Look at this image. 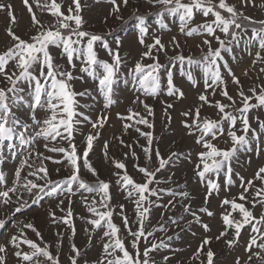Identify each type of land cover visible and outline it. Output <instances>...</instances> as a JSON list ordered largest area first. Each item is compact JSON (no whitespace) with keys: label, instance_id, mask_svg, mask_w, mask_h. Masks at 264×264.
I'll use <instances>...</instances> for the list:
<instances>
[{"label":"snow or ice","instance_id":"snow-or-ice-1","mask_svg":"<svg viewBox=\"0 0 264 264\" xmlns=\"http://www.w3.org/2000/svg\"><path fill=\"white\" fill-rule=\"evenodd\" d=\"M33 2L41 12L46 11L54 19L51 22L42 21L33 11L29 0H23L30 16L29 27L35 33L28 39L17 34L19 20L12 5L0 4V10L7 14L9 26L5 32L11 41L10 46L0 52V165L4 164L7 159L5 148L13 159H16L18 155L15 151L17 146L28 151V155L20 159L19 165L15 168L11 187L7 186L5 173L0 170V186H3L0 187V205H9L12 203V197L16 196L18 206L11 213L14 218L17 213L22 214L23 209L29 206L27 201L19 202L21 197L17 195L18 189L30 194L32 204L43 200L41 193L54 198L64 195L68 201V209L61 207L65 203L63 199L58 200L56 207L60 208L65 215L57 217L54 211L49 210L48 218L54 225L58 222L65 225L74 237L72 197L82 191L99 196V201L94 196L91 202L87 197L82 196L85 208L92 217H95L87 220L92 227L91 230L86 229L85 231L95 232L97 229H104L101 237L102 252L93 264H156L151 254L167 247L164 241L161 240L159 244L151 243L150 246L146 244L143 253L139 247L142 239L147 241L153 235V232L145 231V221L148 220L153 206L170 211L176 207L177 203H181L183 211L192 215L193 222L200 225L204 233H210L209 224L203 222L201 216L192 211L190 192L150 187L152 184L160 183L156 179L157 173L165 169L173 158L179 159L183 154L172 152L164 158L159 149H156L155 157L158 167L150 170L148 164L151 163L153 154V133L144 132L140 127H136V125H144L149 129L154 127L148 119L154 115V109L146 102V99L141 97L156 98L163 92L177 101L185 99L184 90L174 82V70L179 66L180 75L186 78L193 88H198L200 80L193 74V69L198 68L202 73L204 89L197 97L199 103L181 112L185 118L181 121L182 127L186 130V135L195 137L194 144L198 146L197 163L193 171L200 184L206 189L203 196L204 206L197 211L209 218L215 215L208 205L211 198L214 195L219 196L221 192L219 182L221 175H223L224 190H230L238 182L241 191L231 199L225 197L220 201L221 207L228 206V210L221 213L223 230L215 236H204L194 253V258L199 259L203 255L206 259L201 261V264H216L217 253L211 247L213 240L223 241L228 249H233L238 245L242 231L250 228L251 235L244 247V252L247 254L244 264H253L254 259L259 261V264H264V166L255 170L252 179H245L238 172H234L232 167V162L239 152L254 151L257 156H260L261 151L264 150L259 143L255 148L251 146L259 135L264 134V120H261L258 115L255 117L258 130L253 128L250 122L252 111L264 108V87H261L259 92L256 88H250L249 92L252 95H246L242 86L239 87L237 96L240 105L237 107V101L229 95L227 81L224 77V72H226L233 84L240 85L239 78L224 54H232L233 45L238 47L241 41H243L244 50L249 55L252 54L251 47L257 46L252 65L264 64V55H262L264 53V20L253 21L250 16H245L243 11L249 6L257 7L255 0H240L239 7L228 3V0H188L187 3L184 0H144L151 8H158V10L140 13L137 8L129 16V19L135 21V43L143 49L139 52V58L128 69V77L138 93L132 103L142 105L146 115L129 108L127 115L117 113V118L123 122L125 132L129 128H134L147 141V144L142 146L146 165L144 167L139 164L134 165L136 170L143 175L144 182L137 183L128 174L125 163L112 158V164L116 169L121 170L113 173L118 177L116 184L127 194L128 199L133 200L135 205V223L137 224L135 231L132 230L129 219L124 214V205L116 206L120 209L123 227L128 230V235L132 238L131 248L134 252L128 250L125 241L119 236L120 227L113 222L115 213L110 203L112 200L110 183L99 179L98 172L89 158L94 150V143L101 136V129L109 120V110L116 103L113 96L120 80L121 69L127 65L131 52L122 56L121 49L124 41L118 37L111 41L108 39L116 29H110L106 33L84 30L86 21L82 12L86 5L82 3V0H70L67 12L62 10L64 0L60 2L58 0H43V2L33 0ZM96 2L99 3L101 0H96ZM103 2L111 5L110 11L103 18L105 25L110 17L121 21V26L128 23V20L121 14V8H126L130 0H103ZM260 7H264V4ZM196 14H201L204 18L211 17V19L194 24ZM165 15L178 18L179 33L184 37L200 36L201 44L197 47L204 46L207 51H203L201 47L199 58L185 57L177 53L168 57L167 62L162 64L159 56L161 53L167 55V45L162 42L161 36L155 34L151 35V43L147 42L150 36V25L147 20L149 16H154L156 17L155 24L159 29L170 31L164 22ZM256 24L259 26H252L251 35H247L249 25ZM218 32L223 35V38L217 35ZM213 41L217 45L215 48L212 46ZM169 43L173 49L180 48V42L175 36L171 37ZM97 48L103 49L109 59H100ZM52 49L60 50L59 55L61 58L66 57L67 66L56 63ZM145 60L151 63H145ZM232 60L236 62L234 55ZM76 61L80 62V73L94 82L96 90L103 97V109L95 119L77 110L80 105L76 97L90 95V93L87 89L76 92L72 87L73 80L84 79V76L74 75L77 67ZM185 65L188 66L187 69ZM260 71L264 73V67L260 68ZM161 73L166 77V87L162 86ZM244 75H247V71ZM124 82L129 81L126 79ZM217 93L230 103L210 99V96H215ZM205 106L216 109L219 119L202 116L201 111ZM173 107V103H167L165 107V116L169 122L171 116L168 109ZM20 109L24 111L18 115ZM85 123L91 126V131L86 135L80 128ZM77 135H84L82 152L79 145L75 143ZM225 136L227 139L224 143L227 145L230 142V146L221 148L217 142ZM114 139L118 140L121 145L132 148L131 144L125 145L121 137H114ZM40 141L44 142L43 147L47 152L56 153L60 158L57 159L38 151L35 145ZM60 142L66 143L67 147L56 146ZM108 149L109 143L105 141L103 146L105 160L109 159ZM125 155L127 156L128 153ZM132 155H136L134 151ZM33 156L39 161V165L35 168L29 163ZM190 156L191 153L188 154L189 159ZM45 161L64 165L70 170V175L58 181L51 180ZM25 167L33 170L23 176L22 172ZM82 170H87L93 177H96V182L89 184L82 179ZM56 171L59 173L60 169L57 168ZM210 176H215L216 179H211ZM29 177H34V179H29ZM41 180L44 181L43 184L37 183ZM170 181L171 177H169ZM255 181H259L260 184L257 185ZM161 194H167L171 199L166 204L149 199L150 197L159 199ZM183 201H189V203L183 204ZM249 204L251 207L247 206ZM257 208L261 209L258 215L255 213ZM161 215L163 216L164 213L161 212ZM7 222V218L0 219V228H4ZM172 223L177 222L173 220ZM19 224L20 222H17L18 234L12 235L8 241L18 264H45V262L60 264L59 256H53L47 244L41 247L32 239L27 238L25 229L31 230L37 238L42 240L40 231L33 223H24L22 226ZM164 230V226L160 225L153 231ZM230 234L231 238H229ZM62 235L57 232L58 237ZM91 239L92 236L89 235V240ZM22 245H27L31 251H24ZM59 246L58 242L57 247ZM7 252V246L0 244V264H8ZM81 256V250L73 242L70 245L68 257L70 264H79ZM41 257L43 260L40 259ZM169 259L168 256H164L163 264H168ZM85 264H88V261H85ZM234 264H242L239 256L235 258Z\"/></svg>","mask_w":264,"mask_h":264},{"label":"rangeland","instance_id":"rangeland-1","mask_svg":"<svg viewBox=\"0 0 264 264\" xmlns=\"http://www.w3.org/2000/svg\"><path fill=\"white\" fill-rule=\"evenodd\" d=\"M32 4L33 11L36 13L37 17L44 22H51L54 18L50 16L46 11L41 12L39 8L36 7V4L33 0H29ZM43 2V0H41ZM60 2V0H58ZM185 3L188 0H184ZM70 3V0H64L63 8L67 12V7ZM86 6L83 9L82 15L86 21L84 25V30L92 31L96 33H106L110 29H116L117 34L114 37H108L111 41L115 38H121L124 41V46L121 49V55L131 52V55L128 58L127 65L122 67L120 80L116 86V91L114 93L113 99L116 103L109 110V120L105 124V127L101 129V136L94 143V150L90 153V162L93 167L97 170L99 179L104 180L110 183V191L112 195L111 206L112 210L115 213L113 216V222L120 227L119 236L122 240L125 241L126 246L130 252H134L131 248V237L128 235V230L123 227L120 209L116 207L119 204L124 205V214L127 215L129 222L131 224L132 230L135 231L137 228L136 215H135V205L132 199L127 198V194L123 192L116 181L118 177L113 173L121 171L116 169L112 164V158L117 161L125 163L127 172L137 183H143L144 178L141 173H139L134 165L139 164L141 167L146 165L145 154L142 151V146L147 144V141L144 137H141L134 128H129L127 132L123 129V122L117 118V113L122 115L128 114V109L132 108L134 111L140 112L141 114L146 115L144 112L143 106L139 104H133L132 101L136 98L138 93L134 90L133 84L131 83L130 77H128V69L131 68L136 59L139 58V52L143 49L140 48L138 44L135 43V21L129 19L131 13L139 9L140 13H148L157 11V9L151 8L144 0H130L129 5L125 8H121V14L126 20L127 24L121 26L122 22L116 20L114 17H110L108 23L105 25L103 23V18L110 11L111 5L104 3L103 0L97 3L96 0H82ZM230 4H236L239 7L240 0H228ZM257 7L249 6L247 9H243L245 16H250L254 21L264 20V7L260 5L264 4V0H255ZM0 4H11L17 19L19 20V26L16 31L18 35H21L22 38L28 39L30 35L35 34L34 30L29 27L30 16L23 4V0H0ZM156 17L147 20V23L150 25V36L148 38L149 43H151V35L155 34L162 37V42L167 45L168 51L167 55L161 53L159 60L162 64L167 62L168 57L173 56L177 53L184 55L185 57L191 56L193 58H199L201 56V47L203 51H207V48L204 46L197 47L198 44H201V37L194 36L191 38H186L179 33V20L171 16L165 15L164 22L168 25L170 31H164L158 28V25L155 24ZM205 19L210 20L211 17L204 18L201 14H196L193 23L199 24L204 22ZM9 26L8 18L5 11L0 10V52H3L10 46V38L7 37L5 29ZM217 35H223L217 33ZM247 35H251L250 28ZM175 36L180 42V48L173 49L172 45L169 43L171 37ZM213 48L217 47L215 41H213ZM114 47V45H113ZM59 49H52V54L56 57V63L67 66V60L61 58L59 55ZM100 59H109L107 53L103 49L97 48ZM257 51V46L251 47V55L244 50L243 41L237 47L233 45V53H225V59L229 62L232 70L235 75L240 80V85H235L231 82V78L227 76V73L224 72V77L227 81V89L229 95H231L237 101V107L240 105L239 97L237 96V90L242 86L243 91L246 95H252L249 92L250 88H256L257 92L260 91L261 87H264V73H261L260 68L264 67V64L257 63L255 66L252 65V60L255 58V52ZM236 57V62H233L232 56ZM264 55V53H262ZM145 63H151L149 60H145ZM76 69L74 70L75 76H84L83 80H73L72 87L76 92H82L87 89L90 95L86 96H77L76 99L79 102L80 107L77 109L80 112L85 113L86 115L91 116L93 119L101 112L103 109V97L96 90L94 82L88 78L86 75L80 73V62L76 61ZM185 69L188 68L187 65L184 66ZM247 71V75H244V72ZM174 82L178 87H181L186 95V98L180 101H177L174 97H168L163 92H161L156 98L152 97H141L146 99V102L151 105L154 109V115L148 117V119L154 124V127L149 129L144 125H136L140 127L144 132H152L154 141L152 144L153 154L151 163L148 164L150 170H154L158 167V162L155 157V150L159 149L161 155L164 158H167L170 153L177 152L183 155L179 159L173 158L172 162L169 163L165 169L157 173L156 179L160 181L159 184H152L150 187L153 188H171L175 191H188L192 195L191 208L193 212H196L197 215L201 216L203 222L208 223L211 232L204 233L200 225L193 222V217L190 213H185L183 211V206L181 203H177L174 209L170 211H165L163 208H151V213L148 220L145 221V231L153 232V235L148 238L147 241L143 239L140 241V251L143 253L145 245H151V243L159 244L161 240L167 245L165 248H161L153 252L152 258L156 261V264H163V257L168 256L170 259L168 264H201V261L206 259L205 256H200L199 259L194 258V253L199 246L202 238L206 235L215 236L218 235L220 230H223V222L221 220V213L228 210V206L221 207L220 201L225 197L231 199L233 196L238 195L241 191L239 183L232 186L230 190H224L223 185V175L219 177V182L221 184V192L219 196H213L210 200L208 207L215 215L211 218L206 215L199 213L197 210L204 206L203 196L205 193V188L200 184L198 178L195 176L193 169L197 163L196 151L198 146L194 144L195 137L186 135V130L182 127L181 121L185 119L181 112L186 111L189 107H192L199 103L197 97L203 89L202 82V73L198 68L193 69V74L198 80H200V86L198 88H193L191 84L186 80V78L180 75L179 66L174 70ZM162 76V86L166 87V77L163 73ZM128 80V83H125V80ZM212 100H220L223 103H230L224 97L220 96L218 93L215 96H210ZM255 103V101H252ZM167 103H173L174 107L168 109V113L171 116V121L169 122L165 116V107ZM87 105V107H85ZM232 111V109H228ZM24 109L18 111V115L23 112ZM43 115V113H41ZM202 116H208L212 119H219L217 111L214 108L205 106L201 111ZM259 116L261 120H264V108L255 109L250 114V122L253 128H257L255 117ZM129 123H132L129 121ZM226 127V125H225ZM81 131L86 135L91 131V126L87 123L80 126ZM84 135H77L75 138V143L79 145L80 151L83 150L82 141ZM114 137H121L124 140V144H131L132 148L129 149L124 145H121L118 140ZM227 137H223L218 141V146L221 148L230 146L225 144L224 140ZM105 141L109 143L108 149V160H105L103 153V146ZM43 141L38 142L35 147L38 151L43 152L45 155L54 156L59 159L60 156L56 153H49L43 147ZM259 143L264 149V134L258 136L256 141L252 142V147L255 148L256 144ZM51 146V145H50ZM56 146H65L66 143L60 142ZM17 152L16 159H13L8 150L5 148V156L7 159L4 164L0 165V170L5 173L7 186H12V181L14 179L15 168L19 165L20 159L28 155V151L17 146L15 149ZM135 152V156L132 155V152ZM125 153H128L126 156ZM191 153L190 159L188 154ZM30 164H33V168L39 165V161L35 160L33 156L29 160ZM48 171L49 178L54 181L61 180L66 176L70 175V170L66 169L64 165H57L51 161H45ZM264 166V150L261 151L260 156H257L255 152H246L241 151L237 154V158L232 162V167L234 172H238L245 179H252L255 173V170ZM59 168L60 171L57 173L56 169ZM29 169L25 167L22 172L23 176H26ZM81 177L86 179L90 183L96 182V177H93L87 170H82ZM169 177L171 181L169 182ZM211 179H216L215 176H210ZM29 179H34V177H29ZM236 179V177H234ZM37 183L43 184L44 181H37ZM257 185L260 184L259 181H255ZM178 185L182 187H177ZM3 187V186H0ZM17 195L21 197L19 202L27 201L28 207L23 209L22 214L17 213L14 218H12L11 213L14 212V209L17 205L16 196L12 197V203L9 205H0V219H8V222L4 228H0V244H4L8 248L7 252V261L8 264H18L17 258L13 255V248L8 241L11 236L18 234L17 222H20L19 226H22L24 223H33L37 229L40 231L42 240L37 238L35 233L31 230L25 229V234L27 238L32 239L41 247H44L45 244L49 246V251L53 256H59L60 264H70L68 259L70 252V245L74 242L76 246L81 250L82 256L80 257L79 264H85V261H88V264H93L96 261L102 252V240L103 228L97 229L95 232L85 231L86 229L91 230V225L87 223L89 218L92 217L91 213L87 211L83 202L82 196L87 197L88 201L91 202L94 193L81 192L77 193L72 197L73 203L71 204V209L73 212V224L75 227V236L72 237L71 231L66 228L62 223L52 224L48 218L49 210L55 212L57 217L65 215L64 212H61L60 208H57L56 205L59 199L65 200L63 207L65 210L68 209V201L65 199L64 195L59 196L58 198L44 196L43 200L38 201L36 204H32V197L29 193L23 191L22 189L17 190ZM97 201H99V196H95ZM135 199V198H133ZM150 200H154L160 204H166L170 196L167 194H161L159 199L156 197H150ZM179 198H177L178 200ZM189 201H183V204H188ZM251 207V205H247ZM103 211L104 209H100ZM261 209L257 208L255 213L258 215ZM161 212L164 215H161ZM235 215V214H234ZM171 218V219H169ZM175 220L177 223H172ZM160 225L164 226V231H153L155 228H158ZM57 232L62 233L63 235L58 237ZM195 233V235H193ZM89 235L92 236V239L89 240ZM251 235V229H246L242 231L240 241L236 247L233 249H228L223 241L213 240L211 247L214 252L217 253L216 264H234L235 258L239 256L241 258L242 264L247 260V254L244 252V247ZM71 237V238H70ZM169 237L171 239H169ZM231 238V234L229 235ZM59 242V248L57 247ZM24 251H31L27 245H22ZM207 249H205L206 251ZM256 250V249H254ZM43 260V257L40 258ZM47 264V262H45ZM253 264H259V261L253 260Z\"/></svg>","mask_w":264,"mask_h":264},{"label":"trees","instance_id":"trees-1","mask_svg":"<svg viewBox=\"0 0 264 264\" xmlns=\"http://www.w3.org/2000/svg\"><path fill=\"white\" fill-rule=\"evenodd\" d=\"M155 12V11H154ZM152 18H154V16H149L148 17V20L149 19H152ZM254 21V20H253ZM245 23H247V22H245ZM252 26H259L258 24H256V25H249V28H251ZM115 34H117L116 32H113V35L112 36H109V37H114L115 36ZM82 178V177H81ZM82 179H84V178H82ZM85 181H86V179H84ZM88 182V181H87ZM89 184H94V183H90V182H88Z\"/></svg>","mask_w":264,"mask_h":264}]
</instances>
